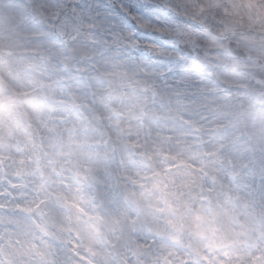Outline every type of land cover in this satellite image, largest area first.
<instances>
[{
    "label": "rangeland",
    "instance_id": "rangeland-1",
    "mask_svg": "<svg viewBox=\"0 0 264 264\" xmlns=\"http://www.w3.org/2000/svg\"><path fill=\"white\" fill-rule=\"evenodd\" d=\"M120 2L128 0H113ZM141 2L157 10L167 4L183 29L196 0ZM0 3V85L34 97L20 124L0 128V259L36 264L43 254L47 264H141L140 250L152 257L145 264H198L169 223L183 222L177 204L185 211L195 204L241 225L236 264H264V39L253 40L250 25L225 28L215 47L172 77L164 61L127 49L100 0ZM61 7L80 16L70 42L52 34ZM203 27L216 32L207 21ZM228 42L248 58L229 54ZM161 180L171 208L156 188L145 191ZM57 188L71 198L42 203ZM73 211L78 229L69 223ZM126 229L134 240L123 245Z\"/></svg>",
    "mask_w": 264,
    "mask_h": 264
},
{
    "label": "clouds",
    "instance_id": "clouds-1",
    "mask_svg": "<svg viewBox=\"0 0 264 264\" xmlns=\"http://www.w3.org/2000/svg\"><path fill=\"white\" fill-rule=\"evenodd\" d=\"M250 0H196L192 9V18H183L187 27H199L203 29V22L207 21L212 25L220 36L224 34L225 28L232 26L246 27L249 20L258 19L264 24V12L258 10V6L264 5V0H256L254 6H249ZM206 46L201 42V49ZM3 79V78H0ZM7 81L0 87H5ZM7 96L5 103L0 106V128L8 131V126L20 124L22 117L30 114V109L34 103L31 92L17 91L5 87ZM75 151V149H70ZM63 167V166H62ZM161 181L151 183L145 187V191L151 193L156 188L161 193L164 203L171 208V203L167 200V193L159 187ZM44 201L54 200L56 202L70 199L64 190L57 188L54 192L45 191ZM77 203L76 201H73ZM164 211L165 209H159ZM176 211L183 218L182 223L170 221L177 233H182L181 238L187 239V255L199 258L198 264H236L233 259L234 241L242 234L241 225L235 220L229 219L212 206L193 205L191 210L185 211L181 204H177ZM79 214L72 212L69 223L73 228L78 229L76 217ZM82 222V218H81ZM62 221L54 224L53 227L62 225ZM206 258V259H204ZM36 264H47L43 254H37Z\"/></svg>",
    "mask_w": 264,
    "mask_h": 264
},
{
    "label": "snow or ice",
    "instance_id": "snow-or-ice-1",
    "mask_svg": "<svg viewBox=\"0 0 264 264\" xmlns=\"http://www.w3.org/2000/svg\"><path fill=\"white\" fill-rule=\"evenodd\" d=\"M256 0H250L249 6H254ZM167 10L170 15L162 16ZM264 12V5L258 6ZM106 14L115 21L119 35L127 40V49L134 52L140 59L161 60L163 67L169 72L187 70L199 59L201 42L207 49L215 47L216 39L205 34L199 27H174L172 23L176 13L164 4L157 9H150L146 2L128 0L106 6ZM0 264H11L0 259Z\"/></svg>",
    "mask_w": 264,
    "mask_h": 264
},
{
    "label": "water",
    "instance_id": "water-1",
    "mask_svg": "<svg viewBox=\"0 0 264 264\" xmlns=\"http://www.w3.org/2000/svg\"><path fill=\"white\" fill-rule=\"evenodd\" d=\"M106 5L113 4V0H100ZM80 16L76 10L69 7H61L57 17L54 19L52 34L53 36L61 42L72 41L80 31ZM204 32L221 39L218 33L212 31L211 29L203 27ZM227 51L234 57L240 60L247 59L246 53L238 47L234 42H228Z\"/></svg>",
    "mask_w": 264,
    "mask_h": 264
},
{
    "label": "bare ground",
    "instance_id": "bare-ground-1",
    "mask_svg": "<svg viewBox=\"0 0 264 264\" xmlns=\"http://www.w3.org/2000/svg\"><path fill=\"white\" fill-rule=\"evenodd\" d=\"M0 6H1V3H0ZM246 25H250L249 26V28L253 31L252 33H254L255 35H253L252 36V39L253 40H255V41H258V38L257 37H259V38H261V39H264L263 37H264V24H262L258 19H252V20H249L248 22H247V24ZM251 33V34H252ZM76 52L73 50L72 52H70V54L71 55H76L75 54ZM21 65V64H20ZM14 66V65H13ZM18 67H19V65H17ZM11 67V66H10ZM19 68H22V67H19ZM19 68H18V70H19ZM21 70H24V68H22ZM45 70H48V68L47 69H45ZM53 71V70H52ZM174 73V74H173ZM171 74H173L172 75V77H174V75H176V72L174 71V72H171ZM170 74V75H171ZM180 80H181V78H179V77H177V82L179 83L180 82ZM167 82H169V83H173V81H171L170 79H168L167 80ZM36 84L38 85V87L39 88H41L40 89V91L42 90V89H44V83H42L40 80H38V79H36ZM175 85V83L172 85V86H174ZM104 112L102 113L101 112V116L105 119V123L108 125L110 122H109V120H112L113 118L112 117H110L111 116V109L109 108H107V106L105 107V109L103 110ZM109 119V120H108ZM127 119H128V122L129 123H132L133 124V118H131V117H127ZM118 122V121H117ZM120 127V123L119 124H117L116 125V128H119ZM27 181V180H26ZM25 181V182H26ZM22 183H21V189H24V181H21ZM28 182V181H27ZM136 226H138L139 227V230H141V231H144L143 229H140V226H139V223L137 222V224H136ZM125 239H123L122 240V243H123V245H127V244H129L131 241H133L134 239H133V237H132V235L128 232V229H126L125 230ZM161 240L162 239H160L159 241H158V245L160 244V242H161ZM135 243V242H134ZM102 244V242L100 241L98 244H97V248L98 249H101L100 248V245ZM69 245H71V246H73L74 248H75V250H77V247H76V245L74 244V243H71V244H69ZM158 245H157V247H158ZM77 246H78V243H77ZM157 247H155V249H157ZM135 249H137V250H139V246H138V243L136 244L135 243V247H134ZM97 249V251H98V255H99V259L101 260V261H104L105 260V258H107L108 259V256H105L103 253H101V251H99ZM62 253H64V252H62ZM136 253L138 254V257L139 258H141L139 261H140V263L141 264H145V263H148L151 259H152V257H150V253H145V252H140V250L139 251H136ZM65 255H67L66 253H64ZM67 257H68V255H67ZM206 259V258H205Z\"/></svg>",
    "mask_w": 264,
    "mask_h": 264
}]
</instances>
